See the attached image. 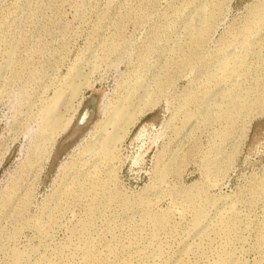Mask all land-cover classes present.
<instances>
[{"label": "rangeland", "instance_id": "obj_1", "mask_svg": "<svg viewBox=\"0 0 264 264\" xmlns=\"http://www.w3.org/2000/svg\"><path fill=\"white\" fill-rule=\"evenodd\" d=\"M0 64V264H264V0H0Z\"/></svg>", "mask_w": 264, "mask_h": 264}, {"label": "bare ground", "instance_id": "obj_2", "mask_svg": "<svg viewBox=\"0 0 264 264\" xmlns=\"http://www.w3.org/2000/svg\"><path fill=\"white\" fill-rule=\"evenodd\" d=\"M3 67L4 66H0V78L3 77V73L5 72L3 70L4 69ZM87 80L88 79L86 78L84 80V82H80V83H75L74 81H76V80H73L68 84L69 86L66 85L67 88H69V87L71 89L73 88V91H71L72 92V97H70L71 99L72 98L74 99L77 96V94H79L80 91H82L84 86L89 85ZM65 90H67V89H65ZM65 90H63L62 88L60 89V91L57 93V96L52 100V104L49 106V112H47V117H46L47 128L52 133H58V131L61 130L64 125H66V119L65 118L60 119L54 115V112H55L54 108L58 105V103L61 101V99H63V94L65 92L70 91V90H68V91H65ZM70 95L71 94H69L67 96H70ZM131 106H132V108H131ZM135 108L136 107H133L132 101L128 100L127 98H123L122 100H119L118 104L113 108L110 116L107 118V120L105 122H103V124L101 126V130H100L101 134H100L99 139H97V141L100 144H103L109 150H113V148L116 146V144L125 136L126 129H125L124 125L128 124L133 119V115H135L134 113L136 111ZM133 111H134V113H133ZM67 121H69V120H67Z\"/></svg>", "mask_w": 264, "mask_h": 264}, {"label": "water", "instance_id": "obj_3", "mask_svg": "<svg viewBox=\"0 0 264 264\" xmlns=\"http://www.w3.org/2000/svg\"><path fill=\"white\" fill-rule=\"evenodd\" d=\"M96 98L92 97L87 101L79 120L77 121L75 129L69 135L66 140L71 139L74 137L80 130H82L85 126H87L95 117L96 113ZM65 140V141H66Z\"/></svg>", "mask_w": 264, "mask_h": 264}]
</instances>
